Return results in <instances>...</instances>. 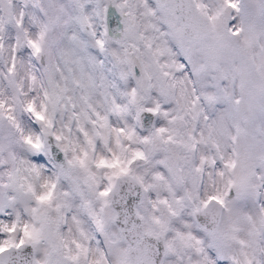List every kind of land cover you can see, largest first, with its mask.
Segmentation results:
<instances>
[{"label":"snow or ice","instance_id":"6c2138e0","mask_svg":"<svg viewBox=\"0 0 264 264\" xmlns=\"http://www.w3.org/2000/svg\"><path fill=\"white\" fill-rule=\"evenodd\" d=\"M0 264H264V0H0Z\"/></svg>","mask_w":264,"mask_h":264},{"label":"clouds","instance_id":"9594fccd","mask_svg":"<svg viewBox=\"0 0 264 264\" xmlns=\"http://www.w3.org/2000/svg\"><path fill=\"white\" fill-rule=\"evenodd\" d=\"M41 159H43V158H41Z\"/></svg>","mask_w":264,"mask_h":264}]
</instances>
